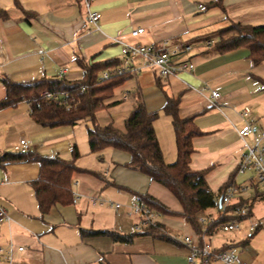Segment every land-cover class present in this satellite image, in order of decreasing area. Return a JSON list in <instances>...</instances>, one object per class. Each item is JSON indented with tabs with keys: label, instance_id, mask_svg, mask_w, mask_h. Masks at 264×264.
Listing matches in <instances>:
<instances>
[{
	"label": "crops",
	"instance_id": "0c3cea01",
	"mask_svg": "<svg viewBox=\"0 0 264 264\" xmlns=\"http://www.w3.org/2000/svg\"><path fill=\"white\" fill-rule=\"evenodd\" d=\"M212 1L93 0L90 7L101 13L95 26L87 21L81 0H18L20 9L13 0H0V11L7 13L0 15V100L6 94L4 77L14 82L60 75L77 77L82 70L76 59L122 61L120 45L112 37L128 43L167 42L169 48L180 49L179 58L191 61L194 69L161 78L153 69L144 68L116 86L105 107L118 104L124 122L134 104L129 95L139 93L148 111L159 112L154 130L165 162L171 163L176 158L175 138L171 118L162 107L167 96H179V116H193L201 131L192 139L190 167L208 168L206 183L216 197L233 174L236 187L248 188L237 191L232 203L250 205L238 229L220 230V222L227 219L210 207L198 214L200 231L196 232L177 215L182 207L167 188L125 166L129 153L111 147L91 152L88 142L86 148L78 146L67 131L83 121L72 126L43 127L32 120L28 103L22 101L0 108V155L14 151L20 138L28 141L29 151L66 160L72 158V147L76 145V166L98 175L73 172L72 198L76 195V202L55 204L41 215L30 185L38 176V162L0 165V206L8 215L0 222V248L11 254L10 261L1 259L0 264H186L189 246L181 241L186 235L209 244L214 251L234 247L240 261L264 263V189L251 185L250 172L236 173L244 153L236 132L244 121L241 109L249 106V119L264 125V89L260 82L264 81V61L253 64L246 48L225 53L212 50L219 37L217 31L229 22L264 25V0H222L221 6L209 5ZM135 27H143L145 32L132 37L130 30ZM184 46H190V50L185 51ZM64 67L68 71L61 74ZM194 88L203 89L205 95ZM210 89L219 91L216 106L209 103ZM108 120L114 123L111 115ZM109 123L101 119L98 124ZM87 151L96 154L99 161L106 154L110 166L106 170L89 169L80 157ZM138 194L156 198L174 213L158 212L156 216L157 223L173 240L134 231L138 218L128 206L138 201ZM91 197L96 199L95 204L90 202ZM114 203L120 207L110 205ZM255 221L258 226L251 233L248 227ZM80 228L135 235L130 242L122 243L107 235L82 237ZM209 264L221 263L212 258Z\"/></svg>",
	"mask_w": 264,
	"mask_h": 264
},
{
	"label": "trees",
	"instance_id": "16d2710c",
	"mask_svg": "<svg viewBox=\"0 0 264 264\" xmlns=\"http://www.w3.org/2000/svg\"><path fill=\"white\" fill-rule=\"evenodd\" d=\"M13 3L17 8H21L18 0H13ZM221 3L222 0H214L209 2V5L221 6ZM0 15L5 16L7 13L2 10ZM217 33L219 37L212 46V50L225 53L246 48L249 51L248 58L253 64L264 61V25L251 26L229 22ZM228 33L230 35L224 36ZM76 61L82 70L77 77L60 75L41 77L28 82H14L6 77L2 78L6 94L0 100V108L25 101L29 105L32 120L43 127L72 126L81 121L88 123L87 142L91 152L111 147L129 153L130 159L125 166L146 174L151 180L167 188L182 207V211L177 215L199 232L198 214L213 207L216 196L206 183L205 175L208 168L194 170L190 167L191 155L194 151L192 139L200 135L201 131L195 125L193 116L185 118L179 116L180 97L167 96L162 107V112L171 118L176 148L175 160L167 163L154 130V121L158 118L159 112L148 111L139 93L129 95L134 99V104L130 114L124 119L123 130L111 123L100 126L96 122V111L105 107V101L111 97L113 89L130 77L119 74L101 79V73L117 66L121 59L89 62L76 59ZM260 82L264 89V81ZM44 91L50 96L43 93ZM54 95L57 98H54ZM78 156L76 145L72 147V158L69 160L58 156H43L32 151H6L0 155V165L38 162V176L30 182V185L40 214L43 215L55 204L71 203L73 172H91L76 166L75 159ZM91 173L98 175L95 172ZM232 184H234L233 174L222 186V190ZM138 200L157 213L174 214L148 194H138ZM247 207L249 209L250 205ZM139 233H149L162 240H173L163 231L159 223L148 226ZM80 235L82 237L107 235L113 241L128 243L135 234L80 228Z\"/></svg>",
	"mask_w": 264,
	"mask_h": 264
},
{
	"label": "built area",
	"instance_id": "2783aa9c",
	"mask_svg": "<svg viewBox=\"0 0 264 264\" xmlns=\"http://www.w3.org/2000/svg\"><path fill=\"white\" fill-rule=\"evenodd\" d=\"M86 8V19L89 23L97 26L101 19V13L90 7L93 0H81ZM145 32L143 27H135L130 30L132 37L139 36ZM111 40L120 45L122 61L115 67L109 68L101 73V79H106L111 75L125 74L129 76L136 75L144 68L153 69L157 76L166 78L170 76H178L182 72H191L194 69V64L187 59H180V49L169 48L167 42L159 44H142L128 43L117 37H112ZM185 51L190 50V46H184ZM138 60L139 62H136ZM68 68L61 69L60 73H66ZM195 89V88H194ZM199 94L204 96L203 89H195ZM47 96L49 93L44 91ZM209 103L216 106V99L220 94L217 89L209 90ZM57 98V96H53ZM251 108L244 106L240 111V116L244 120L241 126L236 128V132L244 147V153L239 160L236 173L242 174L250 172L251 185L259 186L264 189V125H260L249 119ZM30 146L25 138H20L14 146L15 152H27ZM247 185L236 187L234 184L226 186L222 193L214 198L213 207L218 211L221 218L228 216L225 221H221L219 229L227 232L236 230L239 227L240 220L248 215V207L246 205H236L232 203V198L237 191H245ZM77 196L74 195L72 202H76ZM90 202L96 203V199L91 197ZM115 208H119L120 204H110ZM129 212L134 214L138 221L134 224V231L142 232L148 226L157 224V212L148 207L141 201H135L129 204ZM8 215L5 209L0 206V222L7 220ZM200 221H203L200 218ZM258 226V222L249 224V231L253 233ZM181 241L189 246V253L186 256V264H197L196 259H199V264H209L210 259L218 260L221 264H250L245 261H240L237 258V249L229 247L218 251L212 250L207 243H198L189 236H182ZM22 250V247H18ZM10 261L11 254L8 251H3L0 248V260ZM264 264V263H263Z\"/></svg>",
	"mask_w": 264,
	"mask_h": 264
},
{
	"label": "rangeland",
	"instance_id": "374dc122",
	"mask_svg": "<svg viewBox=\"0 0 264 264\" xmlns=\"http://www.w3.org/2000/svg\"><path fill=\"white\" fill-rule=\"evenodd\" d=\"M228 35H230V33H228L227 36ZM120 109H121V107L118 106V104L111 105L109 107L100 108L97 111L98 123H100L101 119L103 121H105L107 119V121L109 123L108 116L111 115L112 117H114L113 125L115 127L119 128L120 130H123L124 129L123 117H122V114L118 113ZM130 112H129V114H130ZM86 125H89V124L83 121L74 127H68L69 129L67 131V134L73 135V138L76 141V143H78V146L83 145V146H85V148H86V144H87ZM71 140H73V139H71ZM80 157L83 159V163L87 162L86 164L89 166V169L106 170L110 166V163L107 160L106 154L103 155V159H104L103 161H99L96 157V154L89 153V151H87L85 153L81 152Z\"/></svg>",
	"mask_w": 264,
	"mask_h": 264
}]
</instances>
